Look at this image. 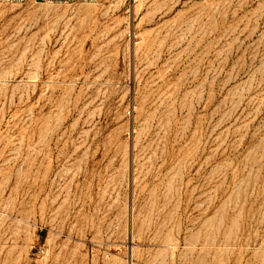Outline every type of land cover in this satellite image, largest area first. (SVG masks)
<instances>
[{"label": "rangeland", "instance_id": "obj_1", "mask_svg": "<svg viewBox=\"0 0 264 264\" xmlns=\"http://www.w3.org/2000/svg\"><path fill=\"white\" fill-rule=\"evenodd\" d=\"M0 264H264V0L0 2Z\"/></svg>", "mask_w": 264, "mask_h": 264}, {"label": "built area", "instance_id": "obj_2", "mask_svg": "<svg viewBox=\"0 0 264 264\" xmlns=\"http://www.w3.org/2000/svg\"><path fill=\"white\" fill-rule=\"evenodd\" d=\"M25 0H0V2H23ZM43 2H93L95 0H42Z\"/></svg>", "mask_w": 264, "mask_h": 264}]
</instances>
